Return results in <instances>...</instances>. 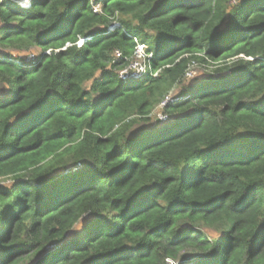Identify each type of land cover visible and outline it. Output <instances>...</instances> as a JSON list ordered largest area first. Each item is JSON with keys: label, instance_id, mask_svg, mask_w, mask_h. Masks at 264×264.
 <instances>
[{"label": "trees", "instance_id": "obj_1", "mask_svg": "<svg viewBox=\"0 0 264 264\" xmlns=\"http://www.w3.org/2000/svg\"><path fill=\"white\" fill-rule=\"evenodd\" d=\"M0 264H264V0H0Z\"/></svg>", "mask_w": 264, "mask_h": 264}, {"label": "rangeland", "instance_id": "obj_2", "mask_svg": "<svg viewBox=\"0 0 264 264\" xmlns=\"http://www.w3.org/2000/svg\"><path fill=\"white\" fill-rule=\"evenodd\" d=\"M17 3H23L25 6L30 4V0H16ZM98 6H95V9L98 10ZM138 49H142V51L144 50L142 46H139L136 50V53L133 57L132 60H130L129 65L126 66L125 69H121V70H117V75H119L120 77L123 75V78H126V74H130L138 77L142 74H144L147 71V61L146 58L144 57V52L140 51ZM137 51L140 53H137ZM38 52V50L36 49H31L30 53H25L26 58L25 59H30L33 55H35ZM24 54V53H23ZM16 54H14L15 56ZM117 57V56H116ZM205 67L204 66H199L198 64L195 65H191L188 71V75L186 77V82L189 83V79L194 78L195 76H199L200 74L204 73L205 71ZM185 83V84H187ZM178 91L172 90L170 92V95H168L169 97L166 98V101L170 103V100L175 98L176 96H178ZM165 101V102H166ZM162 109H163V105L158 106L153 113L150 115V119L151 120H155V119H165L166 116L162 113ZM3 186H9V182H5V183H1Z\"/></svg>", "mask_w": 264, "mask_h": 264}, {"label": "clouds", "instance_id": "obj_3", "mask_svg": "<svg viewBox=\"0 0 264 264\" xmlns=\"http://www.w3.org/2000/svg\"><path fill=\"white\" fill-rule=\"evenodd\" d=\"M20 5L23 6V7H25V8H26V7H29V5H28V6H27V5L25 6L23 3H20ZM82 45H83V40H79V41L77 42V46H78V47H81ZM139 46H142L143 49H144V46H143V45L138 44V45L136 46L135 52H136V50H137V48H138ZM135 52H134V55H135ZM142 52H144V50H143ZM144 57L146 58L145 53H144ZM124 69H125V68H124ZM187 73H188V71L186 72V77H187ZM118 76H119V75H118ZM129 76H132V77L138 78V77L134 76V74H133V75L128 74V75L126 76V78H128ZM119 77H120V76H119ZM120 78H121V77H120ZM121 79H123V78H121ZM185 100H187L186 97L183 98V97H178V96H176L175 98H173V99L170 100V103H172V102H177V101H185ZM165 101H166V99H165ZM166 103H168V102L166 101V102H164V104H161V105H165ZM159 120H161V119L159 118ZM164 120H166V118H165V119H162V121H164Z\"/></svg>", "mask_w": 264, "mask_h": 264}, {"label": "built area", "instance_id": "obj_4", "mask_svg": "<svg viewBox=\"0 0 264 264\" xmlns=\"http://www.w3.org/2000/svg\"><path fill=\"white\" fill-rule=\"evenodd\" d=\"M139 50V52L140 51H142V49H138ZM138 51H137V53H139ZM136 53V52H135ZM141 53V52H140ZM140 53H139V55H140ZM117 56H119V55H117ZM128 74H126V76H127ZM187 75H188V73H187ZM121 78H123V75L121 76ZM123 79H126V78H123Z\"/></svg>", "mask_w": 264, "mask_h": 264}]
</instances>
